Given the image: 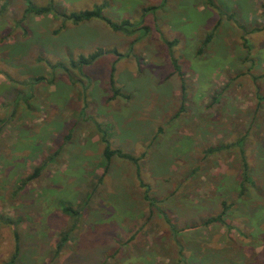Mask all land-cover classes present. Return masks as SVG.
<instances>
[{"label": "rangeland", "instance_id": "1", "mask_svg": "<svg viewBox=\"0 0 264 264\" xmlns=\"http://www.w3.org/2000/svg\"><path fill=\"white\" fill-rule=\"evenodd\" d=\"M30 2L51 13L0 0V215L19 221V264H264V0ZM96 6L134 33L63 17ZM103 136L136 163L105 173Z\"/></svg>", "mask_w": 264, "mask_h": 264}, {"label": "trees", "instance_id": "2", "mask_svg": "<svg viewBox=\"0 0 264 264\" xmlns=\"http://www.w3.org/2000/svg\"><path fill=\"white\" fill-rule=\"evenodd\" d=\"M23 1L27 4V6L24 10L25 15L26 14H34L35 16H41L44 14H50L51 13V10H52L51 4H49L46 7H36V6H32L30 0H23ZM162 2H163V0H162ZM157 9H159V7L145 8L143 10V13L145 14L146 12H150V11L155 12ZM102 10H103V6H101V7L96 6L92 10L84 11V12L78 13V14L63 15V17L65 20H69L74 25L79 24V23L84 22V21H90L92 19H99V20H102L107 26H109L114 32H121L124 35H129V34L134 33V30L136 28H132L131 25L127 21H124L121 24H115V23L111 22L109 19L104 18V16L102 15ZM210 40H211V36L208 35L205 38V40L203 41L202 45L206 46L210 42ZM100 55H102V53L97 52V53L89 55L87 57L80 56L76 60H69V69L76 70L79 73H82L81 72L82 68L90 66L91 64H93L99 58ZM51 68L52 69L63 68L64 70H67L61 64L51 66ZM111 76H112V74H111ZM42 80H43V78H35L32 80V82L33 83H39ZM114 94H117V91L114 92L113 95ZM101 143L104 146L102 156H103L104 161H105V165H104V172L105 173L108 171L110 161L113 157L125 159V160L131 161L133 163H136L137 160L133 156L125 154L121 150H117V149L113 150L111 148V146L109 145V143L107 142V140L105 139V136H103L101 138ZM233 146L235 148H237L239 155H240L241 168H242V174H241L242 184L243 183L244 184L249 183V182H251L250 181V170H249V166H248L247 159L245 156V149H244V145H243V140L236 141L233 144ZM228 147H231V146H227V147L219 146V148H214V149L210 148V149L206 150L205 153L210 154L213 152H220L222 149L228 148ZM41 169H42V167H38V168L34 169V172L31 175L27 176L24 179H21L20 180V188H24L27 185V183H30L31 181L36 179L37 176L39 175ZM243 193H244L243 188H241V190L239 192V196H242ZM148 198L149 197L146 196L147 201H148ZM152 202L154 203V201H152ZM224 205L225 204H223V208H224L223 211L225 212L226 206H224ZM61 212L64 215H66L67 217L72 218V219H77V217L80 214L79 209H74L73 207H71L69 205L61 206ZM17 222H19V221L5 219L4 217H2L0 215V225L13 226L12 254L5 264H19L20 259H21L20 236L18 233L17 225H15V224H17ZM205 223L206 224L222 223V218L219 215L217 217L208 219ZM71 233H72L71 229L62 231L60 233L59 240L56 244V249H55L56 254H58V252L60 250H62V248L68 243L67 241H68Z\"/></svg>", "mask_w": 264, "mask_h": 264}]
</instances>
